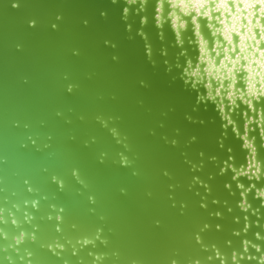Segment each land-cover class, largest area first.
Listing matches in <instances>:
<instances>
[{"label": "water", "instance_id": "95a60500", "mask_svg": "<svg viewBox=\"0 0 264 264\" xmlns=\"http://www.w3.org/2000/svg\"><path fill=\"white\" fill-rule=\"evenodd\" d=\"M243 1L156 25L155 0H0V264H264V0Z\"/></svg>", "mask_w": 264, "mask_h": 264}, {"label": "clouds", "instance_id": "9594fccd", "mask_svg": "<svg viewBox=\"0 0 264 264\" xmlns=\"http://www.w3.org/2000/svg\"><path fill=\"white\" fill-rule=\"evenodd\" d=\"M197 7H201L202 3L206 4L207 0H195ZM127 3L129 5H133L136 3V0H127ZM165 3H167L169 10L167 11V18H171V20L173 22H175L178 19L177 13H176V9L179 8L182 12L187 13L188 11H191V9L189 8V5L193 3V0H155V24L156 25H160L162 23V21L165 19L164 16V5ZM145 4V0H140V7L143 8ZM216 7L219 9H223L224 11H228L227 8V4L224 2V0H220L219 3L216 4ZM124 13L127 14L129 12V9L127 7H125L123 9ZM202 15H209V13L206 11L204 13H202ZM59 18V17H58ZM127 18V17H125ZM34 23V21H30V24ZM141 23H144V18H141ZM193 23H195V18H193ZM184 22L181 21L180 25L181 27H183ZM175 26V24H173V27ZM53 27H55V25H53ZM209 28H212V25H208ZM199 30V26L197 25V32ZM221 31V29H215L213 31V35L216 34V32ZM141 35H143V33H141ZM223 35L227 38L228 36V32L224 31ZM131 38V37H130ZM176 39L177 41H179L180 39V33L176 32ZM150 55H151V51H150ZM243 67V66H241ZM239 71V69H237ZM185 71H187L185 69ZM248 80H250L249 78H247ZM249 93L251 94V98L248 99L246 102L249 104V106H252V99H255L259 96H264V91L259 92V95H257L256 93L252 92V88L250 87L248 89ZM200 99H202V97H200ZM113 132H115V130H113ZM253 163V161H252ZM259 166L257 165V170H258ZM53 179H55V177H53ZM33 203L35 204V201H33ZM241 208L245 207V204L241 203L240 204ZM3 209H0V212H2ZM0 219H2V217H0ZM57 219L59 220L60 217L57 216ZM13 223H15V221H13ZM5 235L3 233L2 230H0V236ZM24 238V233L21 232L19 237H13V239L16 241L17 244H19ZM197 240H199V237L197 236ZM84 243H89L88 240H85ZM247 243V242H245ZM235 258V257H233ZM135 264V262H134ZM172 264H176L175 261H172ZM195 264H199V261L195 262Z\"/></svg>", "mask_w": 264, "mask_h": 264}, {"label": "snow or ice", "instance_id": "6c2138e0", "mask_svg": "<svg viewBox=\"0 0 264 264\" xmlns=\"http://www.w3.org/2000/svg\"><path fill=\"white\" fill-rule=\"evenodd\" d=\"M192 75H195V73H192ZM202 99H203V97H202ZM232 123V121L229 119L228 120V124H231ZM245 135H247V132L245 131ZM245 147L246 148H251V145H249L247 142H245ZM252 165H253V163H250L248 166L249 167H252ZM242 173H240V172H237L236 173V175L237 176H239V175H241ZM259 195H261V196H264V192H259Z\"/></svg>", "mask_w": 264, "mask_h": 264}, {"label": "bare ground", "instance_id": "6f19581e", "mask_svg": "<svg viewBox=\"0 0 264 264\" xmlns=\"http://www.w3.org/2000/svg\"><path fill=\"white\" fill-rule=\"evenodd\" d=\"M193 3L196 4L195 0H194ZM243 3H244V4H247V1L245 0V1H243ZM60 249H61V248H60Z\"/></svg>", "mask_w": 264, "mask_h": 264}]
</instances>
